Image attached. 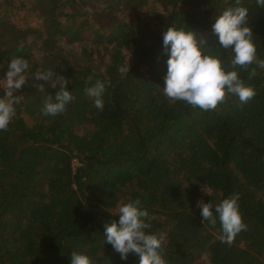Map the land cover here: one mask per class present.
I'll use <instances>...</instances> for the list:
<instances>
[{"label": "trees", "instance_id": "1", "mask_svg": "<svg viewBox=\"0 0 264 264\" xmlns=\"http://www.w3.org/2000/svg\"><path fill=\"white\" fill-rule=\"evenodd\" d=\"M235 6V0H0V98L10 61L29 63L27 83L14 93L24 98L0 131V264H71L73 251L95 264H139L132 253L122 260L105 235V223L118 222L119 207L135 199L149 213L146 231L166 233L169 264H264V69L251 80L236 69L257 93L243 105L229 95L202 111L163 92L166 28L196 31L231 70L234 53L219 48L212 26ZM239 6L248 9L264 59V8L256 0ZM129 64L128 74L119 71ZM48 70L49 81L35 79ZM57 77L69 81L73 99L63 113L45 116L44 102L63 82ZM96 80L106 83L103 110L85 91ZM204 185L209 195H202ZM234 193L248 227L229 245L221 242L219 219L215 227L203 221L197 204L215 206Z\"/></svg>", "mask_w": 264, "mask_h": 264}, {"label": "clouds", "instance_id": "2", "mask_svg": "<svg viewBox=\"0 0 264 264\" xmlns=\"http://www.w3.org/2000/svg\"><path fill=\"white\" fill-rule=\"evenodd\" d=\"M259 7L264 8V0H256ZM235 7H228L215 19L213 32L218 36L219 48L231 49L234 57L230 60V68L225 67V61L219 51L204 47L205 39L196 31L177 28L174 24L166 28L163 33V48L170 53L167 60V74L163 92L166 97L174 101H183L192 108L202 111L215 110L218 105L225 103L229 95L236 96L241 105L247 104L256 95V90L251 84H246L236 69L248 73L251 80L257 75V69H264V59L257 55V47L254 42V34L249 26L248 9L241 4V0H235ZM18 51H22L18 49ZM255 65V67H253ZM29 63L23 57L13 58L8 64L5 73V98H0V131H7L8 126L16 114L15 105L24 98L23 95H15L16 90L21 89L27 83ZM128 67H120L119 71L128 74ZM53 72L37 71L36 80L49 81ZM62 79L60 91L55 98L49 96L44 102L41 112L45 116H56L66 110V105L73 99L66 87L69 81ZM92 77L88 78L91 81ZM55 86V85H53ZM38 91H43V83L36 85ZM106 83L96 80L94 85L86 88V94L94 98V106L103 110L102 95L105 92ZM202 191L209 195L206 185ZM240 194L234 193L223 199L215 206L210 201H199L197 206L201 208L203 221H208L213 227L219 219L223 235L221 242L229 245L241 232L247 230L240 212ZM119 221L113 220L105 223V235L107 242L120 254L122 260H127L129 253L138 257L139 264H169L165 259L163 243L166 233H149L146 230L151 224L146 222L149 213L143 208L141 200H129L121 205L118 212ZM202 221V222H203ZM71 264H95L87 254L73 251L70 255Z\"/></svg>", "mask_w": 264, "mask_h": 264}, {"label": "rangeland", "instance_id": "3", "mask_svg": "<svg viewBox=\"0 0 264 264\" xmlns=\"http://www.w3.org/2000/svg\"><path fill=\"white\" fill-rule=\"evenodd\" d=\"M87 35H90L89 34V32L88 33H86ZM45 45H46V42H44V41H42L41 43H40V52L41 51H43V49L45 48ZM4 86H5V83H4ZM81 165V163H80V161L77 159V158H74L73 159V168L74 169H76L77 167H79ZM201 189H202V187H201ZM200 189V190H201ZM209 191V190H208ZM210 192V191H209ZM201 193H202V195H207L204 191H202L201 190ZM201 200H203V199H201Z\"/></svg>", "mask_w": 264, "mask_h": 264}, {"label": "built area", "instance_id": "4", "mask_svg": "<svg viewBox=\"0 0 264 264\" xmlns=\"http://www.w3.org/2000/svg\"><path fill=\"white\" fill-rule=\"evenodd\" d=\"M201 187H202V186H201ZM201 187H200V188H201ZM207 189L209 190V188H208V187H207ZM209 191H210V190H209Z\"/></svg>", "mask_w": 264, "mask_h": 264}]
</instances>
